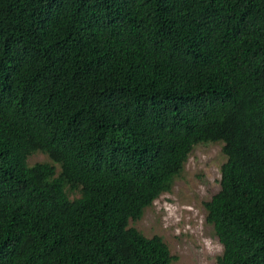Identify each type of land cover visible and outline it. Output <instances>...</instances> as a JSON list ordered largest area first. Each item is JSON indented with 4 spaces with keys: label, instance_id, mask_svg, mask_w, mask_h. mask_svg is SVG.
<instances>
[{
    "label": "trees",
    "instance_id": "trees-1",
    "mask_svg": "<svg viewBox=\"0 0 264 264\" xmlns=\"http://www.w3.org/2000/svg\"><path fill=\"white\" fill-rule=\"evenodd\" d=\"M203 143L215 264H264V0H0V264H171L127 222Z\"/></svg>",
    "mask_w": 264,
    "mask_h": 264
},
{
    "label": "rangeland",
    "instance_id": "rangeland-1",
    "mask_svg": "<svg viewBox=\"0 0 264 264\" xmlns=\"http://www.w3.org/2000/svg\"><path fill=\"white\" fill-rule=\"evenodd\" d=\"M224 160L219 143L195 145L170 191L143 209L138 220H128L127 227L146 238L159 237L175 258L171 264H215L221 247L204 221L202 203L218 191ZM41 163L52 165L55 175L59 172L58 166L42 153H33L26 159L28 166ZM68 197L76 198L77 193Z\"/></svg>",
    "mask_w": 264,
    "mask_h": 264
}]
</instances>
